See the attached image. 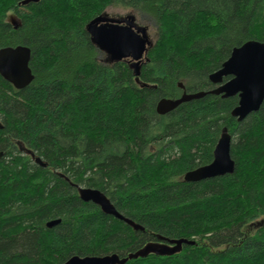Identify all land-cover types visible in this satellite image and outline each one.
<instances>
[{"label": "trees", "instance_id": "obj_1", "mask_svg": "<svg viewBox=\"0 0 264 264\" xmlns=\"http://www.w3.org/2000/svg\"><path fill=\"white\" fill-rule=\"evenodd\" d=\"M22 2L0 0V49L30 48L35 76L17 90L0 75V264L125 258L181 239L194 244L126 264H264V102L241 122L238 97L157 112L163 99L213 90L209 76L234 48L264 43V0ZM110 8L156 23L139 78L86 30ZM224 128L234 173L185 182L213 161ZM78 187L99 190L144 230L84 202Z\"/></svg>", "mask_w": 264, "mask_h": 264}, {"label": "water", "instance_id": "obj_2", "mask_svg": "<svg viewBox=\"0 0 264 264\" xmlns=\"http://www.w3.org/2000/svg\"><path fill=\"white\" fill-rule=\"evenodd\" d=\"M42 0H23L22 5L39 3ZM11 23L15 29L21 24L14 18ZM86 30L91 37L92 43L103 52L109 61L120 62L129 60L134 75L139 78L142 65L148 61L147 54L152 48L146 26H139L136 23L134 14H127L125 17H110L105 12L89 22ZM31 50L26 46L5 47L0 49V75L15 89L22 90L28 87L34 80V74L30 67ZM107 59V60H108ZM225 78H229L225 81ZM209 80L216 87L208 92L194 94L183 93L176 100L163 99L157 105L159 115H167L180 105L198 100L208 94L221 96L222 98L238 97V105L233 109L232 116L239 122L251 114L258 112L264 102V43L249 41L240 47L234 48L229 59L222 64V67L209 76ZM180 88L184 89L182 83ZM232 137L227 128L215 146L213 161L186 173L183 177L185 182H199L202 180L233 174L235 162L231 157ZM3 156L0 153V158ZM36 163L42 165L37 158ZM78 192L84 202H92L99 206L107 215L127 223L136 231L144 229L125 218L120 214L110 200L99 190L78 187ZM60 220H53L47 226H56ZM192 245L185 239L169 241L167 244H148L139 250L130 259H138L155 254L157 256H172L182 251L183 245ZM128 259H120L118 255H107L104 257H78L75 256L65 264H125Z\"/></svg>", "mask_w": 264, "mask_h": 264}, {"label": "rangeland", "instance_id": "obj_3", "mask_svg": "<svg viewBox=\"0 0 264 264\" xmlns=\"http://www.w3.org/2000/svg\"><path fill=\"white\" fill-rule=\"evenodd\" d=\"M108 14L111 17H115V18H119V17H125L127 14H129V12H125L119 8H110L108 11ZM133 14V13H131ZM14 18L16 20V18L11 15L9 17V22H11V19ZM136 23L139 26H146L148 28V35L149 38L151 40V42H155L157 39V30H156V23L153 19L149 18V17H145L142 16V18L140 16H136Z\"/></svg>", "mask_w": 264, "mask_h": 264}, {"label": "bare ground", "instance_id": "obj_4", "mask_svg": "<svg viewBox=\"0 0 264 264\" xmlns=\"http://www.w3.org/2000/svg\"><path fill=\"white\" fill-rule=\"evenodd\" d=\"M261 43H263V42H261ZM216 72H217V71H216ZM34 79H35V76H34ZM33 81H34V80H33ZM1 158H2V157H1ZM1 158H0V159H1ZM133 254H135V253L129 254V255H128L127 257H125V258H121L119 255H118V256H119L120 259H128V260H127V262H128L129 260H133V259H130V258H129V256H130V255H133ZM113 255H114V254H113ZM115 255H117V254H115ZM101 257H104V256H101ZM127 262H126V263H127ZM126 263H125V264H126Z\"/></svg>", "mask_w": 264, "mask_h": 264}, {"label": "flooded vegetation", "instance_id": "obj_5", "mask_svg": "<svg viewBox=\"0 0 264 264\" xmlns=\"http://www.w3.org/2000/svg\"><path fill=\"white\" fill-rule=\"evenodd\" d=\"M108 14V13H107ZM108 16H110L109 14H108ZM111 17V16H110ZM183 93H185V91L183 92Z\"/></svg>", "mask_w": 264, "mask_h": 264}]
</instances>
